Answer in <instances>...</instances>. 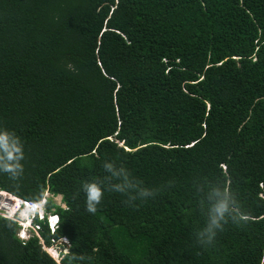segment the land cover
I'll return each mask as SVG.
<instances>
[{
  "label": "trees",
  "instance_id": "obj_1",
  "mask_svg": "<svg viewBox=\"0 0 264 264\" xmlns=\"http://www.w3.org/2000/svg\"><path fill=\"white\" fill-rule=\"evenodd\" d=\"M0 137V264H264V0H0Z\"/></svg>",
  "mask_w": 264,
  "mask_h": 264
},
{
  "label": "clouds",
  "instance_id": "obj_2",
  "mask_svg": "<svg viewBox=\"0 0 264 264\" xmlns=\"http://www.w3.org/2000/svg\"><path fill=\"white\" fill-rule=\"evenodd\" d=\"M0 139H2V137H0ZM9 158L10 159L14 158L13 153H11V152L9 153ZM6 171L13 173V175L11 176L12 179H16L20 175V174L15 173L14 166H12V165L7 166ZM82 187H83L84 192L86 193V210L88 212H90V213H95L97 211V206L102 201V198H103V195H104V190H103V188L100 185H98V184H96L94 182L93 183H85V184H83ZM8 195H10V194H8ZM46 196H48V194H46ZM13 199L15 200V199H18V198L14 197ZM42 201H44V203H45V199H43ZM30 202H32V201H30ZM41 202H35V203L39 204ZM44 203H42V205H41V213L40 214L39 213L34 214V216L32 218L30 216L21 217L20 216V209H17L16 211H13L12 217H6L7 219H10V220H12V218H16L19 221L22 219V222H26L25 226L23 227L22 225H19L17 221L12 220L13 222H16L18 224V227H19V230H18V233H17L18 238H20L21 240H27L28 238H30L32 236L37 237L34 232L28 238H24L22 236L24 228H26L27 225H39L37 223V220L38 221H42V222L45 221L46 225H47V227H48V229H49V231L51 233H53L56 230V228H57V226L59 224V218H58V216L56 214H51V213L46 212L45 208H44ZM218 211L220 212V215L223 216L224 206L221 205V207L218 209ZM50 217H55V219H56V227L55 228L50 225ZM240 219L243 220V221H248L250 219V217L248 215H242L240 217ZM214 223H215V221H214ZM217 227L220 228L221 230L223 228V226L219 225V224H217ZM36 232L39 234V228H38V230H36ZM215 235H216V233L213 232L208 237V240H207L206 243H211L213 241V238L215 237ZM50 248H53V247H50ZM48 249L49 248L45 247V250L47 252H48ZM66 252H67L66 248L62 249V251H61L62 254L66 253ZM55 261L58 262V260H55Z\"/></svg>",
  "mask_w": 264,
  "mask_h": 264
},
{
  "label": "built area",
  "instance_id": "obj_3",
  "mask_svg": "<svg viewBox=\"0 0 264 264\" xmlns=\"http://www.w3.org/2000/svg\"><path fill=\"white\" fill-rule=\"evenodd\" d=\"M6 205H9V201H6ZM42 203H44V201H42L41 203L37 204L35 202H30L27 200H21V199H15V203H14V208L13 211H16L17 209H20V216L21 217H28L30 216L31 218L34 216V214L36 213H41V205ZM0 206L2 208V202H0ZM6 206V208H7ZM9 207V206H8ZM3 217H12V213H9L7 216H5L4 214H0ZM12 220L17 221L19 225H22L23 227L25 226L26 222H22V219L19 221L16 218H12ZM28 224V223H27ZM50 225L52 227H56V219L55 217H50ZM39 225H35V229L38 230ZM35 233V232H34ZM35 235L39 238V234L35 233Z\"/></svg>",
  "mask_w": 264,
  "mask_h": 264
},
{
  "label": "rangeland",
  "instance_id": "obj_4",
  "mask_svg": "<svg viewBox=\"0 0 264 264\" xmlns=\"http://www.w3.org/2000/svg\"><path fill=\"white\" fill-rule=\"evenodd\" d=\"M50 198L53 199V202L56 204V205H59V206H63V204L61 203V198L60 196H49ZM11 200V199H10ZM6 201H9L8 198H6L5 196H0V202H2V208L0 206V214H4L5 216H7L9 213H13V208H14V202H11L9 201V207L6 205ZM15 201V200H14ZM7 206V208H6ZM33 232L37 233L36 232V229H35V225H27L26 228H24V231H23V234L22 236L24 238H28L31 234H33ZM53 248H49L48 249V252L49 254H51V256L55 259V260H58L60 259V256H61V251H62V247L60 246H57V244L53 245L52 246ZM64 252V251H63Z\"/></svg>",
  "mask_w": 264,
  "mask_h": 264
},
{
  "label": "bare ground",
  "instance_id": "obj_5",
  "mask_svg": "<svg viewBox=\"0 0 264 264\" xmlns=\"http://www.w3.org/2000/svg\"><path fill=\"white\" fill-rule=\"evenodd\" d=\"M0 196H5L6 198H8L9 199V201H11V202H14L15 203V201H14V197H12V196H10V195H8L7 193H5V192H0ZM11 199V200H10ZM15 207V206H14Z\"/></svg>",
  "mask_w": 264,
  "mask_h": 264
}]
</instances>
